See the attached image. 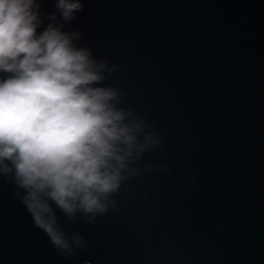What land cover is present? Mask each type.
Here are the masks:
<instances>
[{
	"label": "water",
	"instance_id": "95a60500",
	"mask_svg": "<svg viewBox=\"0 0 264 264\" xmlns=\"http://www.w3.org/2000/svg\"><path fill=\"white\" fill-rule=\"evenodd\" d=\"M37 3V34L63 25L117 64L102 86L160 144L112 197L118 211L73 223L53 205L87 243L72 255L0 176V264H264V0H81L70 21L57 0Z\"/></svg>",
	"mask_w": 264,
	"mask_h": 264
},
{
	"label": "clouds",
	"instance_id": "9594fccd",
	"mask_svg": "<svg viewBox=\"0 0 264 264\" xmlns=\"http://www.w3.org/2000/svg\"><path fill=\"white\" fill-rule=\"evenodd\" d=\"M82 7L81 0L56 3L64 21ZM39 23L37 0H0V72L9 74L0 79V176L13 179L53 248L72 255L87 243L64 231L53 205L73 223L118 211L112 197L160 139L135 109L118 106V88L102 86L117 64L77 47L80 34L63 25L49 23L38 35Z\"/></svg>",
	"mask_w": 264,
	"mask_h": 264
}]
</instances>
